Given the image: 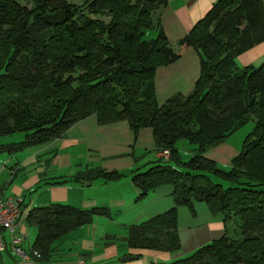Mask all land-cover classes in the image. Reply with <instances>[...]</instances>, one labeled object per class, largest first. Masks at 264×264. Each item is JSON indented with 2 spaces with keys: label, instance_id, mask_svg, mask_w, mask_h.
<instances>
[{
  "label": "trees",
  "instance_id": "16d2710c",
  "mask_svg": "<svg viewBox=\"0 0 264 264\" xmlns=\"http://www.w3.org/2000/svg\"><path fill=\"white\" fill-rule=\"evenodd\" d=\"M166 4L0 0V137L25 135L21 142L0 145V153L15 154L59 139L93 115L100 125L127 121L136 137L150 128L157 150H168L170 156L133 172L137 200L169 185L175 190V206L133 227L126 248L179 251L178 209L187 207L195 214L194 204L200 202L222 217L224 236L188 258L151 264H264V63L239 68L236 62L264 42L263 1L218 0L176 45L162 29ZM149 30L156 36L146 39ZM189 48L201 62L195 89L160 105L157 70L175 63ZM253 118L255 128L229 171L205 156ZM181 140L197 146L187 161L177 147ZM121 176L88 169L45 185H88ZM98 216L112 218L109 210L98 207L81 210L51 203L33 208L27 217L38 232L32 249L40 259H50L60 237Z\"/></svg>",
  "mask_w": 264,
  "mask_h": 264
},
{
  "label": "crops",
  "instance_id": "0c3cea01",
  "mask_svg": "<svg viewBox=\"0 0 264 264\" xmlns=\"http://www.w3.org/2000/svg\"><path fill=\"white\" fill-rule=\"evenodd\" d=\"M217 1L167 0L161 11V24L169 41L176 45L183 40ZM263 61L264 42L236 59L239 68L258 67ZM200 75V56L193 48L184 51L175 63L159 68L155 74L159 104L164 105L176 95L188 96ZM13 143L18 142L8 136L0 139V145ZM240 151L228 143H221L209 149L205 156L230 167ZM9 155L0 153V196L23 200L20 227L25 233L22 242L25 250L33 248L38 233L37 229H29L32 225L27 220L33 208L51 203L68 204L81 210L98 207L109 210L112 218L96 217L92 224L60 237L53 245L54 253L50 259L40 257L29 263L13 253L10 238L4 234L6 249L0 252V264H151L170 263L183 256L179 251L166 253L125 246V239L133 227L141 226L175 206V190L169 185L158 187L144 199L137 200L139 190L132 181L133 172H143L160 159L152 129L143 128L136 137L127 121L100 125L93 115L71 126L59 139ZM88 169L122 176L112 181L98 178L88 185L79 182L45 185L49 179L61 181L62 177L75 176ZM186 208L178 209L179 227L186 214L189 221L195 218L199 219L198 223L204 221L213 231L225 228L222 217L214 216L205 203L194 204L195 214ZM120 228H126L127 236L119 232Z\"/></svg>",
  "mask_w": 264,
  "mask_h": 264
},
{
  "label": "rangeland",
  "instance_id": "374dc122",
  "mask_svg": "<svg viewBox=\"0 0 264 264\" xmlns=\"http://www.w3.org/2000/svg\"><path fill=\"white\" fill-rule=\"evenodd\" d=\"M69 1L74 2V3H82V0H69ZM155 36L156 35L153 34V31L149 30L146 34V39L154 38ZM263 63L264 61L259 66H261ZM255 124H256V120L254 118L251 119L247 124H245L239 130H237L232 135H230L224 143H228L240 151L242 149L245 138L250 132L254 130ZM24 136H25L24 133L16 132V133L11 134V136H8V137H10V139L14 140L15 142H19L21 139L24 140ZM0 139H5V137L0 138ZM177 147L180 150L181 155L185 161L190 159V157L193 154V151L197 148V146L190 144L187 140L179 141L177 144ZM1 154L9 155L8 152H6V154L5 153H1ZM43 162H44L45 168H47L48 167L47 160L45 159ZM219 166L224 170H227V171L230 170L229 165L220 164ZM213 179L216 182H222L216 177H213ZM226 185L227 183H225V186ZM186 209L191 214H193L189 208H186ZM184 216L186 219L181 218L180 220L181 228H180L179 227V211H178V233L181 239V248L179 252L183 256H180L179 258L175 260L173 259L172 261L188 258L196 250H199L201 247L206 246V244L208 243H212L213 241L220 239L225 234V228L221 229V231L219 230L213 231L208 227V225L204 224V221L201 223H198L199 219H196V218L192 221H189L188 216L186 214H184ZM191 225H196V226L200 225V226L193 227ZM29 229H37V228L35 226H30ZM119 232L124 236H127L128 234V231L126 230V228H120ZM182 233L183 235L181 236ZM232 235L235 236V234H232Z\"/></svg>",
  "mask_w": 264,
  "mask_h": 264
},
{
  "label": "built area",
  "instance_id": "2783aa9c",
  "mask_svg": "<svg viewBox=\"0 0 264 264\" xmlns=\"http://www.w3.org/2000/svg\"><path fill=\"white\" fill-rule=\"evenodd\" d=\"M170 151H159V157L168 160ZM23 200L16 197L5 198L0 196V252L5 251L6 242L4 234L8 235L13 253L23 262L29 263L41 257L36 250H25L22 242L25 233L22 232L20 221L23 215Z\"/></svg>",
  "mask_w": 264,
  "mask_h": 264
}]
</instances>
